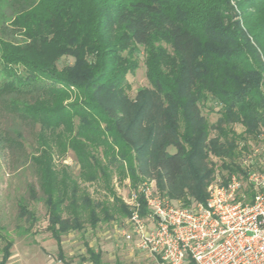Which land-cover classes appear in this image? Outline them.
Listing matches in <instances>:
<instances>
[{
  "label": "trees",
  "instance_id": "1",
  "mask_svg": "<svg viewBox=\"0 0 264 264\" xmlns=\"http://www.w3.org/2000/svg\"><path fill=\"white\" fill-rule=\"evenodd\" d=\"M6 1L14 13L0 15V117L7 112L17 125L14 136L0 128V149H25L20 123L39 127L32 153L25 149L38 183L28 190L45 205L63 264H72L64 235L131 215L115 176L129 177L134 190L154 173L160 189L185 204H206L213 158L228 173L223 182L247 178L237 159L248 139L264 136V0ZM138 47L149 87L131 98ZM63 57L73 63L60 68ZM211 101L219 106L215 123L202 113ZM69 151L77 176L56 163ZM83 184H99L107 200ZM19 210L29 224L21 235L32 234L36 212L25 203ZM0 238L7 264L14 241L1 224ZM86 253L103 264L88 244Z\"/></svg>",
  "mask_w": 264,
  "mask_h": 264
},
{
  "label": "rangeland",
  "instance_id": "2",
  "mask_svg": "<svg viewBox=\"0 0 264 264\" xmlns=\"http://www.w3.org/2000/svg\"><path fill=\"white\" fill-rule=\"evenodd\" d=\"M7 2L0 0V15L3 13L12 15L14 13L5 12L9 9ZM145 55L144 48L138 47L136 58L139 67L127 77L131 87L128 91L131 98L136 97L140 88L149 87L144 62ZM72 63L73 58L63 57L58 65L62 68L64 65ZM218 109L217 103L211 101L202 107V113L211 123H215L219 118ZM11 119L7 112L2 113L0 128L3 132L9 131L10 133L13 127L16 129L17 124L13 125ZM21 125L23 127L21 141L25 143L26 152L32 153V146H36V132L39 127L34 129L23 122L20 123ZM235 129L238 133L244 131L241 125H236ZM10 134L14 136L13 133ZM241 145L243 146V144ZM247 146V150H241L242 156H239L237 163L243 167L242 159H248L247 170L264 171V136L258 139H248ZM25 149L15 146L12 149L11 147L7 150L0 149V224L4 228V234L6 233L8 238L14 241L11 257L7 264H62L57 259V243L46 229L48 222L45 205L41 200H35L29 194L28 185L32 183L38 188V183L35 169L28 163ZM213 161L216 167L214 181H223L224 177H228V173L222 168V161L217 158H213ZM56 163L58 166L61 164L69 166L75 176L79 174V165L72 151H69L64 158L56 157ZM155 175L150 173L143 177V181L134 190L129 177L121 181L115 176L113 182L118 196L124 202L131 197L133 191L139 190L138 192H140L142 187L147 185L162 197L169 198L175 205L184 207L193 205L194 202L185 204L181 199L171 198L167 195V190L162 191L160 189L159 181ZM83 187L90 192L95 200H107L108 196L99 184H83ZM20 203L27 204L29 209L34 210L38 217L32 234L21 235V227H28L29 224L20 218ZM124 227V219L117 215L116 219L110 222H101L96 228L86 224L82 231L69 232L63 236V246L67 259L72 264H94L85 259L87 258L86 245L88 244L96 252L102 254L103 264H154L147 253L138 250L134 244L124 241L121 232ZM4 245L5 242L0 238V260L2 258L1 248Z\"/></svg>",
  "mask_w": 264,
  "mask_h": 264
},
{
  "label": "built area",
  "instance_id": "3",
  "mask_svg": "<svg viewBox=\"0 0 264 264\" xmlns=\"http://www.w3.org/2000/svg\"><path fill=\"white\" fill-rule=\"evenodd\" d=\"M242 161L246 168L248 159ZM247 171L246 179L233 174L227 182H212L206 204L195 201L189 207L147 185L133 191L125 200L131 215L122 236L154 264H264V171Z\"/></svg>",
  "mask_w": 264,
  "mask_h": 264
},
{
  "label": "crops",
  "instance_id": "4",
  "mask_svg": "<svg viewBox=\"0 0 264 264\" xmlns=\"http://www.w3.org/2000/svg\"><path fill=\"white\" fill-rule=\"evenodd\" d=\"M121 232H122V231H121ZM122 237H123V236H122ZM123 238H124V237H123ZM124 241H126L125 238H124ZM126 242H127V241H126ZM58 261H59V260H58ZM59 262H61V261H59ZM61 263H62V262H61ZM62 264H63V263H62Z\"/></svg>",
  "mask_w": 264,
  "mask_h": 264
}]
</instances>
